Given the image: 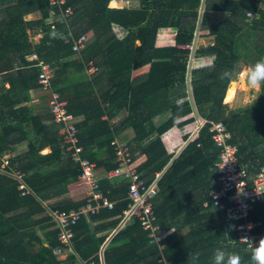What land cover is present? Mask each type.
Segmentation results:
<instances>
[{
  "label": "trees",
  "instance_id": "trees-1",
  "mask_svg": "<svg viewBox=\"0 0 264 264\" xmlns=\"http://www.w3.org/2000/svg\"><path fill=\"white\" fill-rule=\"evenodd\" d=\"M112 1L0 0V264H82L81 259L100 264L101 256L105 264H213L217 248L250 264L251 249L237 229L245 219L220 208L210 193L222 150L210 129L212 120L222 121L249 171L256 174L264 166V85L257 102L230 109L223 101L237 76L221 78L225 70L238 73L243 64L264 58L263 0ZM69 7L71 14L56 19L54 27L48 23L38 41L32 39L29 27L33 32L52 10L59 14ZM35 13L40 17L32 18ZM162 29H176L175 43L158 45ZM199 30L214 35V43L195 46ZM89 32L81 52L67 54L73 38ZM41 62L52 67L53 89L66 98L68 111L82 117L76 123L80 154L96 163L101 187L115 202L81 217L74 225V250L63 259L53 252L61 242L51 213L79 209L86 198L68 196L81 165L67 148L61 125L45 122L52 113H33L26 103L31 89L41 87ZM92 64L98 69L89 74ZM145 65L149 69L134 76ZM195 111L205 122L194 139L191 131L183 135L189 140L175 156L178 148L166 145L163 135L174 126H198L196 115L185 118ZM117 135L129 138L133 161L148 184L162 172L154 211L156 222L172 229L162 247L150 242L138 217L122 224L128 185L113 187L108 174L100 177L117 166L112 144ZM22 143L25 152L13 153ZM46 147L51 151L43 153ZM248 218L261 221L252 232L264 233V195Z\"/></svg>",
  "mask_w": 264,
  "mask_h": 264
},
{
  "label": "built area",
  "instance_id": "built-area-1",
  "mask_svg": "<svg viewBox=\"0 0 264 264\" xmlns=\"http://www.w3.org/2000/svg\"><path fill=\"white\" fill-rule=\"evenodd\" d=\"M62 2L64 0H51L52 4ZM71 13L72 9L70 7L62 10L59 14L52 10L51 17H65ZM248 15L251 16V12H248ZM55 20L51 21L52 27L55 26ZM86 35L82 34L73 38L72 46L67 49V54L81 52L89 40H87ZM92 69L95 71L98 68L94 66ZM53 76L54 71L50 64L41 62L38 81L49 96V106L53 121L61 125L60 133L63 135L67 148L72 150L73 159L80 162L81 172L78 176V183L85 186L87 192V201L79 209L57 210L51 213L53 220L59 227V240L61 242L59 246L53 249V252L58 259H63L69 252L74 250L73 238L78 231L74 228V225L77 224L81 217L98 213L103 207L113 208L115 202L104 193L101 187L100 178L96 171V163L89 158L82 157L80 154L83 147L78 144L77 119L68 111L67 100L59 91L53 89ZM203 122L200 120V124L196 126L189 139L196 137ZM211 122L210 130L214 131L213 138L215 143L222 146L219 158L214 165L217 176L216 186L210 191L212 199L220 208L227 207V210L232 212L234 217L245 219V221L237 225L242 241H244L242 237H247L254 243L258 242V239L264 236V233H254L252 229L257 224H260L261 221H253L248 218V215L254 208L255 203L260 201L264 195V166L256 174L251 173L248 165L239 160L237 145L228 142L227 139L231 134L227 131L225 124L222 121L212 120ZM113 143L116 145L117 166L108 172V176H120L129 187L128 197L130 202L124 210L123 224L132 217H138L142 227L148 231L150 242L159 244L172 231V229L162 228L156 222L154 211L153 199L158 192V180L162 172L158 171L156 178L148 184L138 172L129 146L117 139ZM20 187L24 188L25 184L22 183ZM207 204L208 202L205 203V205ZM159 245L162 247L164 243ZM247 246L250 248L248 243ZM81 262L82 264H97L94 260H83ZM100 264H105L102 256Z\"/></svg>",
  "mask_w": 264,
  "mask_h": 264
},
{
  "label": "crops",
  "instance_id": "crops-1",
  "mask_svg": "<svg viewBox=\"0 0 264 264\" xmlns=\"http://www.w3.org/2000/svg\"><path fill=\"white\" fill-rule=\"evenodd\" d=\"M114 1H118V0H114ZM118 5H120V4H118ZM31 17L32 18H39L40 16H37V15L36 16H32L31 15ZM49 18H52V17H49ZM49 18H47L44 22H42L40 24H37V25L32 26V28L34 29V31H35L36 34L33 35V36L31 35V37H34L35 38L34 39L35 41H38L42 37V35L44 34V31L46 29L47 24L50 23L48 21ZM115 28L117 29V26ZM29 29H30V27L28 28V31H30ZM162 30H168V29H162ZM170 32L173 35L172 34H169V33H166L165 34L166 36H164V37H162V34L160 33V36H159V38L157 40L158 45L163 46V45H169V44L175 43L174 37H175L176 29H170ZM200 36L203 38V44H201V45H199V41H198V39H199ZM207 39H209V40H207ZM159 40L165 41L166 43H159L158 42ZM214 41H215V36L214 35H208V30H199L198 36H197V39H196V42H195V44H196L195 46H204V45H208V44H213ZM138 43H139V41H138ZM36 57H37L36 55H33L32 56V58H36ZM69 58H67V59H69ZM193 58H194V56H193ZM193 62H194V59L192 60V65H193ZM94 66L95 65L92 64L90 67H88L87 72L89 74L96 73L97 70L94 71L92 69ZM248 67L249 66L245 65V67L242 68V71L246 70ZM148 69H149V65H145V66H143V67L135 70L134 71V76L140 75V74L146 72ZM15 75H16L15 74V70H13L12 71V76H13L14 81L16 80V76ZM7 83L8 84L6 86H7V88H9L10 87V83L9 82H7ZM232 83H234L235 88L233 89L232 92H230L229 88H230V86H231ZM236 84L239 87L238 88L239 89L238 91L235 90L236 89ZM261 88H262V86H260V87H258L256 89H251V88H249V86L247 85V83H246V81H245V79L243 77H236L234 80H232L230 82V84L228 86V90L226 91L227 97L230 98L229 99V101L231 103L230 109H233V108H241V107H244V106H247V105H250V104H254L255 102H257L259 100V98H260V95H261ZM30 92H31V100L27 101L26 102L27 104H30V105L31 104H35V102H37L38 100H39V102L43 103V102H45L47 100V98H48V102H49V96H48V94L46 92H44V90L42 89V87H33ZM234 95H235V97H234ZM243 96H245V97H243ZM233 97H234V99H233ZM255 97H257V98L254 101V98ZM225 98H226V95H225ZM225 98H224V102H225ZM232 99H233V101H232ZM36 106L38 107V111L37 112L40 113V114L47 115V113L51 112L50 111V106H49V109H47L42 104H36ZM198 116H197V118H198ZM75 117H76L77 121L82 118L81 116H75ZM122 118H123V112L121 114H117L116 116H114L112 118L113 119L112 121L118 123ZM157 119L158 118H156V121H157ZM52 120L53 119L48 118V119H45V122L50 123V122H52ZM189 124H192V123H189ZM131 136L132 135H130V132H129V137H131ZM123 137L124 136H118L117 135V137H115L114 140L117 139L121 143H125V144L128 145L129 138L128 137L123 138ZM114 140H112V144H114L113 143ZM186 143L182 147H180L178 149V152L176 153L175 156L178 155V153L186 145ZM165 144L169 146V145H174L175 143H173V144H167V143H165ZM174 146L176 148H178L176 145H174ZM50 151H51V148L50 147H46V148H44L42 150L43 153H47V152H50ZM141 159H143L142 156L139 157V160H141ZM106 174H108V173H106V171H101L100 172V177H103V175H106ZM109 179H111V182H112V186L113 187L120 186L121 181H123V178H121L120 176L109 177ZM86 195H87L86 187L85 186H82L81 184H79L78 183V180L75 181V182H73L72 184H70V186H69V192H68V196L69 197H71L73 199H81V198H86ZM56 199L57 198L48 200L45 203L46 204L47 203L50 204V203L54 202ZM165 238L166 237H164V239ZM130 257H132V256H129L127 258L125 257L122 260H120L119 262L129 260Z\"/></svg>",
  "mask_w": 264,
  "mask_h": 264
},
{
  "label": "clouds",
  "instance_id": "clouds-1",
  "mask_svg": "<svg viewBox=\"0 0 264 264\" xmlns=\"http://www.w3.org/2000/svg\"><path fill=\"white\" fill-rule=\"evenodd\" d=\"M243 77L251 89H256L264 85V58L257 60L246 70L240 72L225 70L221 74L222 79H232L233 76ZM257 97L254 98V101ZM253 101V102H254ZM245 243H248L251 249L250 264H264V236L253 242L247 237H242ZM213 264H242L239 254L235 252H225L223 249L217 248L213 254Z\"/></svg>",
  "mask_w": 264,
  "mask_h": 264
},
{
  "label": "rangeland",
  "instance_id": "rangeland-1",
  "mask_svg": "<svg viewBox=\"0 0 264 264\" xmlns=\"http://www.w3.org/2000/svg\"><path fill=\"white\" fill-rule=\"evenodd\" d=\"M112 4H120V5H123V4H136V5H139L140 4V0H118V1H112ZM261 6H262V8H264V0H263V3L261 4ZM40 16V13H35V14H33L32 16ZM60 16H58V17H52V18H49V22H51V21H53V20H55V19H57V18H59ZM116 31H118V32H120V30H119V28L117 27V29H116ZM28 33L30 34V35H35L36 33H35V31H33V32H30V31H28ZM160 33L162 34V37H164V36H166L165 34L166 33H169V34H172L171 32H170V29H168V30H161L160 31ZM173 35V34H172ZM87 40L92 36V32H89L87 35ZM32 39L34 40L35 38L34 37H32ZM207 40H209V39H207ZM35 41V40H34ZM198 41H199V45H201V44H203V38L200 36L199 37V39H198ZM159 43H166L165 41H161V40H159L158 41ZM32 58V57H31ZM193 60V59H192ZM245 67V65L243 64L242 65V68H244ZM242 71V70H241ZM237 77H239V76H237ZM8 83H6V85H7ZM7 87V86H6ZM239 87H238V85L236 84V91H238L239 89H238ZM228 90V89H227ZM45 92V91H44ZM235 92V91H234ZM226 96H227V94H226ZM243 97H245V96H243ZM232 98V97H231ZM229 97H226L225 98V100L226 101H229ZM44 103V104H43ZM43 103H41V102H39V100L37 101V102H35V104H29L30 106H31V109H32V111H33V113H36L37 111H38V107L36 106V104H42L43 106H45L47 109H49V102H48V98H47V100L45 101V102H43ZM223 103L227 106L226 108H230V106H231V103H227V102H224L223 101ZM196 115V116H198V112L197 111H195L194 113H191V114H189L188 116H185V118H187V117H189V116H191V115ZM198 120H197V122L199 121L200 122V120H201V117H198L197 118ZM53 121V120H52ZM157 121H158V119H157ZM54 122V121H53ZM196 129V126L192 123V124H187V125H185V126H182V127H180V126H174L173 128H171L170 130H168L164 135H163V139H164V141H165V143H167V144H173V143H175L174 145H176L177 147H178V149L180 148V147H182L186 142H187V140H184L183 139V135L187 132V131H191V135L193 134V132H194V130ZM190 135V136H191ZM182 137V138H181ZM190 138V137H189ZM183 139V140H182ZM189 140V139H188ZM27 149V145H26V143H22V144H20V145H17L16 147H15V150L13 151V153H23V152H25V150ZM8 156L9 155H6V156H4V163L6 164L7 162H6V158H8ZM81 261H83L82 259H81Z\"/></svg>",
  "mask_w": 264,
  "mask_h": 264
},
{
  "label": "water",
  "instance_id": "water-1",
  "mask_svg": "<svg viewBox=\"0 0 264 264\" xmlns=\"http://www.w3.org/2000/svg\"><path fill=\"white\" fill-rule=\"evenodd\" d=\"M197 36H198V32L196 33V38H195V39H197ZM194 47H195V46H193V49H194ZM193 56H194V54L191 55V64H190V65H192V59H193ZM188 77L190 78V72H189V74H188ZM198 117H199V116H198Z\"/></svg>",
  "mask_w": 264,
  "mask_h": 264
},
{
  "label": "bare ground",
  "instance_id": "bare-ground-1",
  "mask_svg": "<svg viewBox=\"0 0 264 264\" xmlns=\"http://www.w3.org/2000/svg\"><path fill=\"white\" fill-rule=\"evenodd\" d=\"M234 88H235L234 83H232L230 88H229L230 92H232Z\"/></svg>",
  "mask_w": 264,
  "mask_h": 264
}]
</instances>
